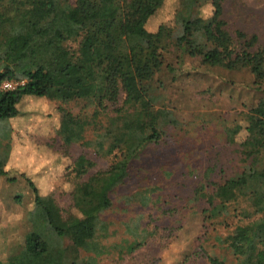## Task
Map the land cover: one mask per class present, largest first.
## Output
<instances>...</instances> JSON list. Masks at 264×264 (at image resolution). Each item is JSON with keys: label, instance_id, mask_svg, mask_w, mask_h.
Returning a JSON list of instances; mask_svg holds the SVG:
<instances>
[{"label": "trees", "instance_id": "1", "mask_svg": "<svg viewBox=\"0 0 264 264\" xmlns=\"http://www.w3.org/2000/svg\"><path fill=\"white\" fill-rule=\"evenodd\" d=\"M164 1L0 0V119L17 116V105L25 95L51 96L57 84H65L72 93L64 99L90 100L96 105L94 118L117 106L104 136L109 139L107 153L121 151L109 170L119 171V176L109 184L102 201H89L84 184L75 187L74 206L80 216L64 217L54 196L41 195L30 180L35 195V207L28 214L31 229L24 247L6 261L0 259V264H78L72 255L76 250L97 259L115 251L119 256L132 253L145 244L146 235L105 243L110 224L101 213L112 206L110 191L127 177L132 158L148 144L159 142L165 126L178 122L169 109L156 107L158 96L152 94L163 70L174 77L183 71L165 61L172 49L177 51V62L184 55L199 56L208 69L245 70L253 77L250 86L264 94V45L255 48L257 36L248 39L241 31L237 33L240 45L236 44L223 19L225 0H180L175 26L162 24L155 33L144 35L141 24ZM206 1L213 7L207 18L199 10ZM14 41H21L24 49L16 53ZM7 80L25 82L4 90L1 85ZM121 94L123 101L118 105ZM86 125V121L77 124L73 142L82 140ZM226 137L230 143L243 138L244 168L212 182L211 192L202 183L195 188L194 201L206 200L204 214L209 220L232 206L236 210L247 206L233 231L217 236L216 241L230 251L232 264H264V95L249 110L246 125L227 128ZM98 144L103 148L104 139ZM6 174L0 168V175ZM147 202L146 195L141 203ZM206 241L207 233L200 247L208 263L227 264V258L207 250Z\"/></svg>", "mask_w": 264, "mask_h": 264}, {"label": "rangeland", "instance_id": "2", "mask_svg": "<svg viewBox=\"0 0 264 264\" xmlns=\"http://www.w3.org/2000/svg\"><path fill=\"white\" fill-rule=\"evenodd\" d=\"M180 7V0H165L140 31L149 36L162 24L175 26ZM223 8L226 28L237 45L239 31L248 39L257 36L255 48L264 45V0H225ZM199 10L205 18L213 14L210 1ZM12 45L16 53L24 49L21 41ZM165 61L183 71L174 77L163 70L152 94L158 96L156 107L169 109L178 122L165 126L159 142L148 144L132 158L127 177L110 191L112 206L101 213L110 224L105 243L146 235L145 244L132 253L119 256L115 251L97 259L76 250L72 255L78 264H209L200 247L206 233L210 253L227 258V264L234 260L216 237L232 232L247 206L237 210L232 206L209 220L204 214L206 200L194 201L195 188L205 183L211 192L212 182L243 170V138L230 143L226 130L246 125L249 110L264 94L250 86L253 77L245 70L208 69L199 56L184 55L177 62L174 49L165 54ZM71 93L67 85L57 84L51 96L25 95L17 105V116L0 119V168L8 172L0 175V259L4 261L24 247L31 229L28 214L35 207V195L30 180L41 195H53L64 217H69L81 215L73 200L77 185L84 184V195L97 204L119 176V171L109 170L121 151L107 153L109 139L104 136L117 106L94 118L96 105L87 99H64ZM80 121L87 122L83 138L73 142ZM103 139L102 148L98 142ZM146 195L148 202L142 204ZM146 229L149 233H144Z\"/></svg>", "mask_w": 264, "mask_h": 264}, {"label": "built area", "instance_id": "3", "mask_svg": "<svg viewBox=\"0 0 264 264\" xmlns=\"http://www.w3.org/2000/svg\"><path fill=\"white\" fill-rule=\"evenodd\" d=\"M25 81H10V80H7V81H4L1 85L2 89L4 90H12V89H15L19 84H24Z\"/></svg>", "mask_w": 264, "mask_h": 264}, {"label": "crops", "instance_id": "4", "mask_svg": "<svg viewBox=\"0 0 264 264\" xmlns=\"http://www.w3.org/2000/svg\"><path fill=\"white\" fill-rule=\"evenodd\" d=\"M8 222V221H7ZM7 222H6V224H7Z\"/></svg>", "mask_w": 264, "mask_h": 264}]
</instances>
